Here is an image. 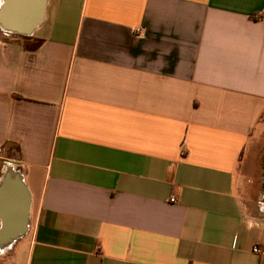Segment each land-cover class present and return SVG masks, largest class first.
Wrapping results in <instances>:
<instances>
[{
  "label": "crops",
  "instance_id": "crops-1",
  "mask_svg": "<svg viewBox=\"0 0 264 264\" xmlns=\"http://www.w3.org/2000/svg\"><path fill=\"white\" fill-rule=\"evenodd\" d=\"M20 179L0 264H264V0H45L30 35L0 27Z\"/></svg>",
  "mask_w": 264,
  "mask_h": 264
},
{
  "label": "water",
  "instance_id": "water-1",
  "mask_svg": "<svg viewBox=\"0 0 264 264\" xmlns=\"http://www.w3.org/2000/svg\"><path fill=\"white\" fill-rule=\"evenodd\" d=\"M45 0H4L0 6V27L22 36L30 35L43 17ZM29 195L20 179L15 184L0 181V238L13 240L26 232Z\"/></svg>",
  "mask_w": 264,
  "mask_h": 264
},
{
  "label": "built area",
  "instance_id": "built-area-1",
  "mask_svg": "<svg viewBox=\"0 0 264 264\" xmlns=\"http://www.w3.org/2000/svg\"><path fill=\"white\" fill-rule=\"evenodd\" d=\"M252 252L255 254H261V249L258 246H254Z\"/></svg>",
  "mask_w": 264,
  "mask_h": 264
},
{
  "label": "flooded vegetation",
  "instance_id": "flooded-vegetation-1",
  "mask_svg": "<svg viewBox=\"0 0 264 264\" xmlns=\"http://www.w3.org/2000/svg\"><path fill=\"white\" fill-rule=\"evenodd\" d=\"M5 243H8V241H5L4 239L0 238L1 248L4 246Z\"/></svg>",
  "mask_w": 264,
  "mask_h": 264
},
{
  "label": "rangeland",
  "instance_id": "rangeland-1",
  "mask_svg": "<svg viewBox=\"0 0 264 264\" xmlns=\"http://www.w3.org/2000/svg\"><path fill=\"white\" fill-rule=\"evenodd\" d=\"M7 245H8V243H5L4 246L2 248H0V250L2 251Z\"/></svg>",
  "mask_w": 264,
  "mask_h": 264
},
{
  "label": "bare ground",
  "instance_id": "bare-ground-1",
  "mask_svg": "<svg viewBox=\"0 0 264 264\" xmlns=\"http://www.w3.org/2000/svg\"><path fill=\"white\" fill-rule=\"evenodd\" d=\"M19 181V180H18ZM20 182V181H19ZM18 183V182H17ZM11 184V183H10ZM0 248H1V245H0ZM0 252H1V250H0ZM4 253V252H3Z\"/></svg>",
  "mask_w": 264,
  "mask_h": 264
}]
</instances>
